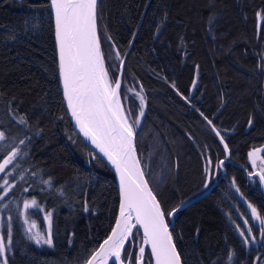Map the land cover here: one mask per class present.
Segmentation results:
<instances>
[{
    "label": "trees",
    "instance_id": "obj_1",
    "mask_svg": "<svg viewBox=\"0 0 264 264\" xmlns=\"http://www.w3.org/2000/svg\"><path fill=\"white\" fill-rule=\"evenodd\" d=\"M96 23L110 83L118 51L120 97L126 86L143 89L135 147L165 214L211 186L225 160V175L212 189L173 216L170 233L182 264H263L264 246L244 244L236 233L245 210L230 184L264 215L258 178L237 166L255 171L248 152L264 144V0H99ZM201 112L224 137L227 154ZM0 131V162L19 148L0 173V190L5 180L13 185L0 199L5 243L12 225L8 264H84L111 228L117 191L109 167L71 128L47 0H0ZM32 199L52 213L51 246H36L22 232L20 210ZM42 212L26 215L43 233ZM130 242L132 255L128 245L122 259L134 264L137 228ZM144 264H151L147 250Z\"/></svg>",
    "mask_w": 264,
    "mask_h": 264
},
{
    "label": "snow or ice",
    "instance_id": "obj_2",
    "mask_svg": "<svg viewBox=\"0 0 264 264\" xmlns=\"http://www.w3.org/2000/svg\"><path fill=\"white\" fill-rule=\"evenodd\" d=\"M96 6L97 0H50V7L55 14L59 74L68 110L79 132L107 158L119 177L120 206L115 226L112 227L107 238L91 253L85 264H109V258H114L115 264H124L122 252L132 234L133 219L143 229V241L139 251L135 253V264H144L145 245H150L154 264H181L180 255L169 232L166 215L172 217L183 203L165 214L160 201L145 179L135 148V136L145 108V97L141 95L143 89L141 88V92L128 89L139 99V113L131 119L132 112L125 109L119 95L121 80L117 77L113 86L105 68L97 35ZM257 15L260 16L261 13ZM115 55L122 66L124 61L120 58V53L117 51ZM195 83L196 81L193 80L194 85ZM173 87H175L174 84ZM183 98L188 100V97ZM128 99L129 97L125 95L124 101L127 102ZM200 115L204 116L202 112ZM204 119L208 125L212 126V131L220 137V142L224 145V151L227 154L229 148L224 143V137L211 120L206 116ZM25 122L24 117H20V123ZM248 123L251 125L252 120L249 119ZM4 139L5 133L0 131V141ZM20 144H24V141L21 140ZM261 151L262 149H253L248 153L253 168L259 167L258 172H249V176H258L259 182L264 184V157L258 155ZM18 155L19 148L13 147L0 162V173H4ZM258 161L259 165H257ZM207 164L210 166L211 160H208ZM218 164L222 166L224 161L221 160ZM208 172L209 167H205V173ZM42 182L51 186V180ZM232 184L235 187V181ZM12 187L13 185L5 180L0 190V199L5 198ZM205 187H208V183ZM236 191L239 192V188H236ZM3 207L6 206L0 204V208ZM33 207L44 211L35 199L25 200L23 209L20 211V216L25 217L24 226L28 238L37 245L51 246L53 243L52 213L47 212L44 216V220L48 222V233L45 235L38 230L35 220L29 222L26 217L27 210ZM247 207L250 209L251 220L259 223L260 239L257 240V237L253 235L249 219L245 218L243 226L237 225V231L243 238L242 243L248 244L251 240L253 243L259 242L264 246V215H261L251 203H248ZM85 211H87V205H85ZM11 237L12 225L9 224V243H5L4 239L0 238V258H3L0 264H8L6 252L10 250ZM129 255L131 256L132 253ZM231 258L232 253L229 252V261Z\"/></svg>",
    "mask_w": 264,
    "mask_h": 264
},
{
    "label": "water",
    "instance_id": "obj_3",
    "mask_svg": "<svg viewBox=\"0 0 264 264\" xmlns=\"http://www.w3.org/2000/svg\"><path fill=\"white\" fill-rule=\"evenodd\" d=\"M99 0H97V3H98ZM48 2V5H49V11H50V17H51V22H52V31H53V42H54V48H55V54H56V67H57V75H58V85H59V89H60V94H61V98H62V101H63V104H64V107H65V111H66V114L68 116V119L70 121V125H71V128L72 130L81 138V140L85 143V145L95 154L97 155L108 167L109 169L111 170L112 174H113V178H114V183H115V187H116V191H117V204H116V209H115V215H114V219H113V222H112V225H111V228L108 232V234L106 235V237L104 239L107 238V236L111 233V230H112V227L115 226V223H116V218L118 217L119 215V206H120V188H119V177L115 171V168L113 165H111L110 162H108L107 158L103 156L102 153H99L98 149L95 148L94 145L91 144V142L89 140H87L82 133L79 132V129L76 127L75 125V121L72 119L71 117V114L68 110V107H67V101L65 100L64 98V94H63V85H62V81H61V78H60V74H59V51H58V47H57V44H56V38H55V14H54V11L51 9L50 7V0H47ZM121 70H122V66L121 64H119V67H118V72H117V76H116V79L117 77H119L120 79V76H121ZM113 86H115V82L113 84ZM136 148V147H135ZM136 154H137V150H136ZM138 157V155H137ZM139 159V158H138ZM224 162L225 160L222 159ZM221 161V160H220ZM242 171L243 173L246 175V177H250L249 176V173L248 171L242 166V165H237ZM217 168L220 172V175L218 176V178L216 179V181L211 185L209 186L204 192H202L200 195L186 201L183 203V206L180 207L179 211L182 210L183 208H185L186 206H188L190 203L194 202L195 200L201 198L202 196L206 195L211 189L212 187L222 178V176L224 175L225 173V170L223 169L222 166H220L219 164L217 165ZM253 172H258V171H253ZM258 178V176H255ZM146 179V178H145ZM259 180V178H258ZM259 188L262 192V194L264 195V184H261L259 182ZM181 205V204H180ZM174 216V215H173ZM173 216L172 217H168V226H169V232H170V229H171V226L173 224ZM134 227L132 229V232L134 230V228H137L140 232V236H141V243L143 241V229L142 227H140L139 225L136 224L135 222V219H133L132 221ZM131 238V236L129 237V239ZM103 239V240H104ZM128 239V240H129ZM103 240H101L99 242L102 243ZM174 243V241H173ZM99 244L97 245V247L95 249H97L99 247ZM175 244V243H174ZM145 250L148 251L149 253V256H150V260H151V264H154V261L151 257V249H150V245H145ZM176 247V245H175ZM94 249V250H95ZM177 250V249H176ZM178 252V251H177ZM179 254V253H178ZM91 255V254H90ZM89 258V257H88ZM181 260V258H180ZM115 264V261H114V258H109V264ZM85 264V263H84ZM124 264H127V262H124ZM182 264V262H181Z\"/></svg>",
    "mask_w": 264,
    "mask_h": 264
},
{
    "label": "rangeland",
    "instance_id": "obj_4",
    "mask_svg": "<svg viewBox=\"0 0 264 264\" xmlns=\"http://www.w3.org/2000/svg\"><path fill=\"white\" fill-rule=\"evenodd\" d=\"M263 68H264V66H263ZM128 89H134L135 92H141V89H140L139 87H137V86H134V85L126 86L125 93H124V97H125V95H127V96L129 97V99L127 100V102H125V101H124V97H123V99L121 98V102H122V104L124 105L125 109H126V110H131V112H132V117H131V119H134L135 116L139 113V99L134 95L133 92H129ZM119 95H120V93H119ZM141 95L144 96V92H143V91L141 92ZM144 110H145V108H144ZM142 117H143V116H142ZM142 117H141V118H142ZM253 149H262V151H261L260 153H258V155L261 156V153L264 152V144H262V145L259 146V147H255V148H253ZM253 149H252V150H253ZM252 150H250V151H252ZM250 151H249V152H250ZM249 152H248V153H249ZM248 160H249V163H250V166H251L252 170L259 171V167H258V166H257L256 168H253V165H252V163H251V161H250V159H249V156H248ZM257 165H259V161L257 162ZM223 169H224V168H223ZM224 175H225V173H224ZM224 175H223V176H224ZM223 176H222V177H223ZM247 178H251V177H247ZM230 187H231L233 193L235 194L237 200L243 205L244 210H245V215H244V216H242L241 214H238V217H239L238 219H239V221H240L241 226H243V220L245 219V216H246V218L249 219V224H250V226H252L253 228H257V230H259V223H258V221H257V222H253V221L251 220V218H250V209L247 207L248 202H247V201H246V200L240 195L239 192L236 191V187H233V184H232V183L230 184ZM22 209H23V205H22V207H21V210H22ZM30 209H36V210H39V209H37V208H35V207L30 208ZM30 209H28V210H30ZM21 210H20V211H21ZM39 211L42 212L41 210H39ZM44 216H45V214L42 212V218H43V223H44V232H43V233H44L45 235H47V233H48V222H46V221L44 220ZM26 217L29 219V222L32 221L27 215H26ZM24 219H25V217H21V216H20L21 228H22V232H23L24 236H25L30 242L34 243L36 246H40V247H41V246L46 245V244H40V245H37L34 241H32V240H30V239L28 238V234H27V231H26V227L24 226ZM236 233H237L238 236L240 237L239 232L237 231V228H236ZM258 235H259V233H258ZM258 235H257L256 237H258ZM131 237H132V234H131ZM0 238H1V237H0ZM241 239H243V238L241 237ZM258 239H260V237H258L257 240H258ZM130 240H131V238H130L129 240L126 241V243H125V247H124V250H123V252H122V256H123L125 250L128 248V245L130 246L129 249H128V251H127L128 255H129V253H131V252L133 251L132 243L130 242ZM248 244H254V243L251 242V240H250ZM138 251H139V248L137 249V251H136L135 253H137ZM2 259H3V258H0V260H2ZM128 260H129V259L127 258L126 261H128ZM126 261H124V262H126ZM134 264H135V260H134ZM263 264H264V263H263Z\"/></svg>",
    "mask_w": 264,
    "mask_h": 264
}]
</instances>
